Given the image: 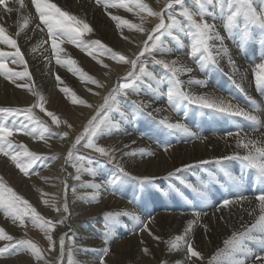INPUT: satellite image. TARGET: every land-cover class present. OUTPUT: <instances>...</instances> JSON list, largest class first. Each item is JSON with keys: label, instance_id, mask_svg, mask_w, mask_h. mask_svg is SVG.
<instances>
[{"label": "bare ground", "instance_id": "bare-ground-1", "mask_svg": "<svg viewBox=\"0 0 264 264\" xmlns=\"http://www.w3.org/2000/svg\"><path fill=\"white\" fill-rule=\"evenodd\" d=\"M159 1L164 0H151V3L155 6H160ZM12 2L15 3V1L9 0V4ZM51 2L55 3L60 8L78 6L79 8L74 10V12L85 20L89 19L90 23H92L93 29L95 28L96 30L95 37L97 39L102 40L103 42L107 40L108 43L115 45L118 48L121 47L122 49H125L124 43L126 42L124 41V36L127 32L123 27L118 29L116 27L117 22L113 21L111 17L119 16L121 19L127 20L128 17L133 16L136 12L133 6L131 10L119 7H110L107 8L108 10H102L96 6L98 5L96 0H51ZM112 2L115 3L118 2V0H112ZM23 5L24 7H21L18 3L15 4V7L12 8L13 11L9 13L10 17L4 16V11L0 10V16L10 18L12 21L11 27L6 28V34L16 40L17 47L20 49L24 61L26 62L25 64H13L11 63V57H7V66L13 71L27 70L30 77L27 76L22 80L12 82L6 80L3 76H0V103L7 106L17 105L15 97H22V88H29V86L33 87L34 85L38 86V84H41L43 89L47 92L56 93L57 99H60L58 101L59 103L64 98V95L61 96L60 87L64 86L65 81L60 83V81L57 80V77L60 78V74L64 78L69 77V72L63 68L62 65L70 64L74 59L86 60L87 58L84 57L85 52L80 50L77 52L72 49L70 44L66 43V40L64 42L58 40L59 57L62 63L57 64L56 55L52 51L51 39L48 37L47 29L44 25L40 24L32 0H24ZM210 12H214L216 18L213 19V16L209 15V21L215 24L216 31H218L224 38L222 45L220 41H218V56L216 57V63L212 66L211 70L216 68L221 70L223 74H228L231 77L232 85L241 92L245 91L247 95L255 99L256 102L264 100V92L257 88L255 80V75L258 71L256 72L250 69V66L245 63V59L233 58L232 54L229 52L225 54L221 51V48L226 49L229 44L227 38L233 35V32H227L224 24L221 25L218 23V20L221 18L219 13H216L213 9H210ZM27 14H29V16H27ZM30 16L39 27L32 24L35 31L28 34V29L32 27L30 26L31 23L28 27H24V18H30ZM20 17H22L23 21ZM0 23L2 24L1 19ZM17 33H19V35H17ZM185 39H188V37L185 36ZM143 40L144 36L142 35L140 36V41L142 42ZM81 42L85 43L86 40H81ZM215 42L216 40L211 41V43ZM3 50H6L7 52L9 51L8 53L15 52V49L6 44L0 45V51ZM261 54L264 55V51H262ZM128 55L130 56V59L136 57L131 56L135 54ZM200 55H202V53H198L196 60L191 61L188 56H185L182 53L174 54V57L176 58L174 60L178 62V65L192 69L191 73H183L180 75V79L185 82L182 86L183 90L196 96L210 95L217 97L257 116L260 123L254 125L257 128L259 127V133H254L249 130V127H252L251 124H253V122L249 124L243 117L235 116L238 118L237 123L239 127L241 129L244 128V131L241 133L240 137L227 136L226 133L230 132V126L232 125L230 123H225L222 120V117L225 114L212 112L208 109L192 108L187 102H185V105L178 111H174L169 106L166 96V91L169 86L167 78L157 86L158 88L155 87V84L152 85V83L146 85V92L141 95L140 101L143 105H148V107L144 108L143 113L141 115L137 114L135 118L132 117V113L137 112L136 108L132 107L124 110L128 115V119L121 121L118 129L113 128L107 133V136H105L106 143L115 145L117 149H119L123 164H125L135 175L153 177V175L159 174L167 176L170 172L179 168L182 170L178 176H175L174 178L172 176L169 177V179H167L169 182L163 185L158 183L151 186V189L153 188L152 190L143 189L144 196L141 199L147 202L146 205L149 209L147 211L148 215H144L143 212L145 204L141 202L138 203L135 198L132 201H126L124 198L122 199L114 186L110 183L107 185V180L110 175L102 174L101 172L99 173L101 174L99 180H101L102 185L98 191V195L102 202L101 207H104L107 211L111 210L114 213L127 211L140 217V221H136L130 216H119L117 219L118 222L114 223V225H116L115 231L112 222L110 221L109 225L111 231L109 232V239L111 241L109 242L108 247L110 245L115 250H119L125 244L135 242L137 243L135 245L137 251L139 250L138 247L148 244L153 251L156 250V252L158 251L160 253V238L175 241L176 237L179 236L183 237V239L177 242L178 247L176 249H172L171 245L168 248L166 245L165 247L167 249L164 248L170 264H197L199 261L197 260L198 258L191 257L187 252L188 239L186 237L191 235L194 238L192 241L193 248L197 246L198 249L201 247L205 249L206 246H209L210 242L213 241L214 249L211 252L210 259V261H212V257L218 251L225 249V241L229 240L234 232L243 231L245 226H250L254 223L255 218L259 215L258 202L255 200L257 194L252 191L253 186L257 184L258 180L255 179L253 171L243 167L239 160H223L222 163H216V161L224 156L233 155L237 152L241 155L246 154L244 149L237 146V140L242 139L245 134L249 139L260 140L261 143H264V118H262L264 114H261L259 111L256 112L253 108L242 107L238 100L226 99L218 90V93L215 92L211 88V83L214 79L212 71L210 73L200 71L197 62ZM260 61L261 63L264 62L262 59H260ZM84 66L87 69H93L98 72L104 80L106 79L107 87H112L115 80H119L121 76L125 75L124 68L121 69V67L118 68L117 66H113L111 67L112 69L109 68V70H107V73H109L108 77L102 73L103 68H98L94 63L85 61ZM129 68L130 65L128 69ZM195 80H200L204 83L203 85L195 82L189 83V81ZM149 85H151V87H149ZM102 93L103 91H101V94ZM93 101L97 106L98 97L94 96ZM27 103V101H24L23 105ZM64 103L65 100L59 104L64 105ZM260 107L264 109V102ZM82 109L87 110L86 116H82V121H85L88 119L89 115L93 113L94 109ZM157 109L159 111H156ZM68 111L70 119L74 121L77 120L76 118L79 116L76 115L77 111ZM148 113H151V115H148ZM214 114H216V116H214ZM232 117L233 116H229L230 119H233ZM164 118H168L170 122L182 121L192 132L196 133L200 139H194L189 136L170 135L169 132L159 124V121ZM73 138L74 136H72L70 141H63L65 145L63 144L61 147H58L59 152L61 153V158H58L59 161L57 160L58 162L56 165L54 164L56 170L49 171V176L47 175L43 177V181H47L48 179H51L52 181L43 182V184L45 183L44 186H46V188L50 182L55 183V181H53L54 179L59 181L61 185L63 183L64 187L65 184L68 183V181L66 182L63 180L64 171L62 172V170L66 169L64 165V156L68 152L69 145L73 141ZM166 143L171 145L168 151L163 150V145ZM108 144L107 146H109ZM138 149H146L147 151L152 152L153 155H145L143 157L138 154L135 156L124 155L126 152H132ZM204 160L210 161V163L201 164L200 162ZM190 165L191 167H188ZM1 166L14 176L18 187L29 188V183L31 181H22V178L19 175L21 173L14 165L7 160H0V167ZM115 173L116 172H114V174ZM245 181L248 182L251 189L248 188ZM33 182H35V180ZM230 182H233L237 186V190L228 186ZM60 187L56 192L58 193V196L63 198L64 187ZM193 189H197L198 191H194ZM199 191L205 193L207 197L206 200L199 195ZM154 193L160 194L162 197L168 199L167 202L170 200L169 204L163 205V208L166 209L165 212H161L159 205L156 204V195ZM137 194L139 195V191ZM151 194H153L152 197H150ZM239 196L247 197V199L242 203L237 202L228 207L217 210L218 201H222L223 199L236 200ZM76 204L71 208L70 213L68 212L63 216L68 214H77L78 216L72 219L70 224H66V227H64L61 232L57 231L53 237V239L55 238L57 247L55 249L56 257H59L60 260H62L61 262H63L64 257H61L59 252V239L61 236L65 237L71 233L76 234L77 241L80 242L79 246L81 247V250H79L78 256L81 261H84V263L87 262V264H100L101 259H103V262L105 263L108 258L102 256V249L106 247V245H103V242L98 244V242L93 241L94 238L91 237L95 233V231L93 232V226L95 225L92 224V222H88L86 224L89 227L85 228L86 226H83L80 223L85 220V218L90 219V214H92L91 212L94 208L91 209L90 212V209L86 210L83 205L77 206ZM194 211L200 213L199 218L193 215ZM249 212H253V214L249 215ZM49 213L52 218H58V215L53 214L51 211H48L47 215ZM189 221H193V223L189 225ZM145 225L146 228L144 227ZM152 232L154 235H150ZM129 235L131 237H129ZM246 244L254 254L264 256V246L251 240L247 241ZM83 249H87V251L83 252ZM225 259L226 257L224 256L218 257V260ZM254 259L255 256L251 257V259L246 261V264H252V260ZM120 261L123 260L121 259ZM149 262L153 261H150L149 259ZM213 262L216 261H212V264ZM214 264H217V262ZM257 264H259L258 261Z\"/></svg>", "mask_w": 264, "mask_h": 264}, {"label": "snow or ice", "instance_id": "snow-or-ice-1", "mask_svg": "<svg viewBox=\"0 0 264 264\" xmlns=\"http://www.w3.org/2000/svg\"><path fill=\"white\" fill-rule=\"evenodd\" d=\"M16 3L23 7L22 0H15ZM259 2L260 9L257 10L256 4ZM97 4H103L107 9L110 7H119L126 10H131L134 5L136 8L141 10H146L149 16H154L158 19V23L155 24L149 32L146 33L147 39L143 42L144 46L134 59H130L125 55L113 52L111 49H107L105 45L101 44L100 41H95L94 43L101 49H105L111 58L120 64H129L131 66L130 70L127 72L126 77L122 82H119L117 86L111 89L106 96L103 97V103L95 110V114L87 121L84 125L83 132L76 136L75 141L72 143V147L68 150L65 162L70 164L76 171L77 175L74 177L77 180L81 179V173L87 172L95 177L98 173L95 168L91 166V161L83 155L76 154L77 145L84 141L83 147L91 149L93 152L98 153L100 156L107 157L108 162L111 163L115 157L110 152V150L105 147L99 146L97 140L100 136L109 132L113 128H119L121 121L127 120L128 115L125 113L122 107V101L118 99L120 96L127 97L130 94H136L139 91V83H144L145 78L149 81H155L157 85H160L163 78H157L153 71L149 70L148 63L142 57L147 54L148 57H152L155 52L171 53L172 49L167 46L165 37H170L172 40L180 42V36H188L190 38V56L194 59L197 58L198 53H208V55H200L198 59V64L201 71L204 70L207 62L213 64L216 63L215 57L211 55L209 50V42L212 40L220 41L223 44V37L216 31L214 23H209L205 17L213 16L216 18L214 12H209V6L213 9L219 10V15L225 19L224 27L227 32L232 33L234 29H239L245 39L249 38L251 35V29L256 28L259 30L260 34L264 36V0H196V10H192L185 6V0H167L161 11H153L148 5L144 4L142 0H118V2L113 3L112 0H96ZM32 4L35 7L36 13L38 14L40 24L44 25L47 29L48 37L51 39L52 51L56 55L57 64H61L62 61L59 57V47L57 44L58 40L68 41L74 45L81 47L82 50L87 51L88 45L83 44L80 41L85 32H91L92 29L87 23L75 15L70 14L67 11L62 10L51 0H32ZM176 6H180L177 9ZM0 7H3L5 12L11 13L13 9L9 7V0H0ZM182 18V19H181ZM111 19L116 21V27L119 29L122 25H126L129 29H135L137 32H143L144 29L140 26L129 24L127 20L121 19L119 16H112ZM29 20L24 19V27L27 26ZM39 27V25L37 26ZM43 30V29H41ZM19 35V33H17ZM125 39H128L125 37ZM0 44H6L11 48L15 49V52L5 53L0 51V76H3L6 80L15 82L16 80H22L29 76L27 70L25 71H13L7 66L6 58L14 57L11 60L13 64H25L24 57L17 47V42L15 39L11 38L6 34V29L0 26ZM225 54L227 50L221 48ZM91 55V53L89 52ZM72 63H75L72 61ZM154 65H161L163 69L170 73V78L167 80L168 88L166 91L167 100L169 106L174 110L178 111L187 102L188 105L195 104L201 109H208L212 112L225 114L228 116H240L244 119L253 122V124H259L260 121L257 116L246 112L244 109L234 106L230 103L225 102L210 95H193L188 91L183 90V84L185 83L180 79V75L183 73H191L192 69L178 65L176 60L168 63L161 59H153ZM107 67V65H104ZM60 78L57 77V80ZM90 79V78H89ZM255 80L258 89H264V64L259 66V72L255 75ZM195 82L197 84L203 85V81L195 80L189 81V83ZM91 83L97 85V87L103 88L104 85L98 84L97 81L91 80ZM151 87V85H149ZM31 92L32 89L29 88ZM61 91H65L61 89ZM38 97L37 103L32 105L27 109H17V108H0V114L3 115V119H0V154L6 156L12 164L16 166L17 169L25 176L30 175V170L39 160H46L47 157H41L34 152L28 151L24 148L23 151H18L13 147L12 141L9 137L13 136L15 132H21L30 136L36 134V128L29 126L23 122L19 126L13 125L8 126L5 122L8 116H20L24 115L27 120L33 121L35 123H41L32 112L33 108H39L41 112H45V107L41 102L43 97L39 93H33ZM99 93H97L98 95ZM87 107L91 105L86 104L85 101H80ZM132 104L137 110L143 111L148 105H143L132 101ZM255 107V105H253ZM156 111H159L158 109ZM112 113H118L120 120H116ZM137 112L132 113V117L135 118ZM46 115L51 117L53 124L59 125L60 121L58 117L52 112H46ZM151 115V113H148ZM159 124L163 126L170 135L179 136H189L194 139H200L196 133L192 132L190 128L182 121L170 122L168 118L161 119ZM71 127V125H68ZM256 131V128L252 129ZM44 131L47 132V126H44ZM242 129H237L236 132H228L227 136H241ZM67 137L69 134L64 132L62 134ZM39 139H46V137L41 134ZM170 144H164L163 150L168 151ZM237 146L244 149L246 154L241 155L240 153H234L233 155H227L218 159L216 163H222L223 160H239L243 167L252 170L253 175L256 180L259 181L261 185H264V143L260 140L249 139L246 134L242 139L237 140ZM127 147V146H125ZM140 155L141 157L147 155H153L152 152L146 149H138L132 152H126L124 155ZM89 160L86 166L84 161ZM201 164H208L210 161L204 160L200 162ZM188 167H191L188 166ZM117 171L123 176H128L129 173L125 171L124 167L117 163ZM180 171V169H177ZM173 174L170 173L169 176ZM119 177L110 178L107 183L115 184ZM135 179V178H134ZM150 178H143L141 183H150ZM99 183H82L81 187L91 188L98 192L101 188ZM66 191L68 190V185L65 184ZM198 191L197 189H193ZM75 191V189H73ZM199 195L207 199L204 192L199 191ZM247 197L239 196L236 200L223 199L217 202V210L221 208L228 207L234 203H242ZM92 200H96V196H92ZM255 200L258 202L259 215L255 218L254 223L250 226H245V229L240 232H234L229 240L225 241V249L218 251L213 257L212 261H216L217 264H246V261L255 256L252 260V264H264V256L254 254L250 248L247 247V241H254L262 246H264V191L255 196ZM55 207V205H53ZM57 212L61 210L63 213L67 214L69 208L67 202L65 201L62 209L56 208ZM0 212L10 218L14 223L19 221V224L23 226L25 224V217L28 216L32 223L38 226L41 231L46 234L51 233L54 230L53 222L45 220L40 214L36 212L34 208L29 204V202L19 196L11 187L7 186L2 179H0ZM253 212H249L252 215ZM130 216L136 221H140V217L129 213L127 211L112 213L108 212L105 214L106 221L118 222L117 218L119 216ZM193 215L199 218V212H193ZM59 223H63L60 221ZM193 221H189L191 225ZM146 228V225L144 226ZM49 246L53 247L54 241L51 235H47ZM183 237H176L175 241H169L172 249L178 247L179 241ZM0 240H6L10 243L5 244L0 247V258L11 255L12 249L23 250L30 252L31 255L39 261L41 257V249L32 242L31 240L19 239L14 240V238L7 234L4 229L0 228ZM105 245L109 244V233H105L104 239ZM60 255L63 257L65 237L61 236L59 239ZM109 247H104L102 249V256H107L109 253ZM87 251V249H85ZM147 251V250H145ZM187 252L191 257L200 258V253L195 251L191 243L187 244ZM224 256L225 260H218V257ZM210 261V264H212ZM100 264H104L103 259H101Z\"/></svg>", "mask_w": 264, "mask_h": 264}, {"label": "rangeland", "instance_id": "rangeland-1", "mask_svg": "<svg viewBox=\"0 0 264 264\" xmlns=\"http://www.w3.org/2000/svg\"><path fill=\"white\" fill-rule=\"evenodd\" d=\"M12 1H15V0H12ZM152 1H155V0H152ZM23 2H24V0H22V3ZM142 2H143V0H142ZM159 2H160V6H155L154 4L151 3V0H149V1L144 0L143 3L148 5V7L151 8L155 12V11H161V9L166 4L167 0L159 1ZM15 4H17V3L12 2L11 4H9V7L13 8V7H15L14 6ZM96 6H98L102 10L106 9L103 5H100V4H98ZM185 6L189 7L192 10H196V0H185ZM23 7H24V5H23ZM133 7L135 8L136 12L133 14V16L128 17L127 21L129 22V24L140 26L141 28L144 29V31L143 32H137L135 29H129L126 25H122L121 27H123V29L127 32L124 37L128 38V39L124 38V41L126 42V43H124L125 49H122L121 47L118 48L115 45L108 43L107 40H105L103 42L102 40L97 39L95 37L96 36L95 31L96 30H95V28L93 29L92 23H90L89 19L85 20L74 12V10H77L79 8L78 6H74L71 8L70 7H62L61 8L62 10L67 11L70 14L75 15L78 18L82 19L92 29L91 32H85V34L82 37H80V41L86 40V42L83 44L89 46L87 51L82 50L81 47L66 41V43L71 45L73 50H76L77 52H79V50L82 52H85L84 57L87 59L86 60L74 59L75 63L62 65V67L65 68L69 72L68 73L69 77H67L68 79L62 77L61 74H60V79H59L60 83H63L65 81L64 86L60 87V89L65 90V91L60 90L61 96L64 95V98L60 102L65 100L64 105H60L59 104L60 102L58 103V101L60 99H57L56 93L47 92L46 90L43 89L41 84H38V86L34 85L33 87L29 86V88L32 89L31 92L29 91V88H27V87L22 88V90H23L22 97L21 98L15 97L17 105L7 106L3 103L2 104L0 103L1 104L0 108L11 107V108H17V109H27V108L32 107V105L37 103L38 97L36 95H34L33 93H39L43 97V100L41 102L43 103L46 111L41 112L39 110V108H33L32 109L33 115L41 123L38 124V123H35L33 121H29L26 119V117L24 115L8 116L5 122L10 127L13 125L19 126L21 122L27 124L29 126V128L35 127L36 128V134L34 136L23 134L21 132H15L13 134V136L9 137V139L12 141L13 147L16 148V150L23 151L24 148H27L28 151L34 152L41 157H47L48 159H46V160L42 159V160L37 161V163L33 166V169L30 170V175H28V176H25L23 173L20 172L22 175L21 174H19V175L22 178V181L23 180L25 182L27 180L29 182L31 181L29 183V188L28 187L27 188L18 187L16 185V181H15L14 176L12 174H10V172L8 173L2 166L0 167V179H2V181L7 186L11 187L19 196H21L23 199L27 200L29 202V204L32 206V208H34L36 210V212L38 214H40L45 220H49V221L53 222V225H54V230L51 233L46 234L44 231H41V229L38 226L34 225L28 216L25 217V224L23 226H21L19 224V221L14 223L10 218L6 217L3 214V212H0V220H1L0 221V228L4 229L7 234L11 235L14 238V240H19V239L31 240L32 242L37 244V246L42 250L41 251V257L42 258L39 261H37L31 255L30 252H26V251L18 250V249H12L11 255L0 258V264H4V263L5 264H55V263L56 264H87V262L84 263V261H81L79 256H78V252H79V250H81V247L79 246L80 242L77 241V235L76 234L69 233L68 235L65 236L63 262H61L62 260H60L59 257H56L55 249L57 247H56L55 238L53 239V241H54L53 247L49 246L47 235H51L53 238L55 236V233H57V231L61 232L63 230V228L66 227V224H70L72 222V219H74L76 216H78L77 214H71V215L68 214L66 216H63L65 213H63L62 210L60 212H57L55 210L56 208L62 209L65 201L67 202V206L69 208V213L71 212V208L76 203H77L76 204L77 206L83 205L86 208V210L90 209L89 210L90 212H91V209L94 208L93 211L91 212L93 215L90 214V216H91L90 219L85 218V220H83L80 223H81V225L86 226L85 228H88L89 226H87L86 223L92 222V224L95 225V226H93V232L95 231V233L91 236L92 238H94L93 241L98 242V244L100 242H103V245H104L105 244V242H104L105 233L106 232L109 233L111 231L110 225H109L110 221L105 220V214L108 212H112V211L111 210L107 211L104 207H101L102 202H101V199L98 195V192L91 189V188L81 187L82 183H99V184H101V180H99L100 175H101V174H99L100 172L102 174H106V175L109 174L110 176H109L108 180L112 177H119L118 181L115 184H111V185L114 186L115 190L118 192V194H120L122 199L124 198L126 201H132L135 198V200H137L138 203L141 202V203L145 204L143 212H144V215H148L147 211L149 209L146 205L147 202L143 201L141 199L144 196L143 189L144 190L145 189L150 190L152 185L154 186L155 184H158V183L163 185V184L169 182L167 179H169V177H171V176H169L170 173L173 174L172 177L174 178L175 176H178V174L181 172L182 169L179 168L180 171L175 170L173 172H170L167 176L155 174V175H153V177H147V178H150V180H151L150 183H141V180H143V178H146V177L135 175L134 173H132L129 170V168L125 164H123L122 156L120 154L121 152L119 151V149H117V147L115 145H110V143L109 144L106 143L105 136H107V133H108L107 132V133H105L106 135L104 134V135L99 137V139L97 140V143L99 146L105 147L106 149L110 150V152L114 155L115 159L111 163L108 162L107 157L100 156L98 153L93 152L91 149L84 148L83 147L84 141H81V144L77 145V147H76V154L77 155H83L86 158H89L91 161V166L97 170L98 174L95 177H93L91 174H89L87 172H82L80 174L81 179L77 180L74 178L77 175L75 169L70 164H67L65 162L64 165H65L66 169L62 170V172L63 171L65 172V173L63 172V176H64L63 180L66 182L68 181V183H67L68 190L67 191L64 187V184L62 183V185H61L60 182L57 181L56 179L53 180V181H55V183H51L52 182L51 179H48L47 181H43V177H45L47 175L49 176V171L56 170L55 165L59 161V159L61 158V153L59 152L58 147H61L64 144L65 140L70 141L72 136H74L73 141L69 145V149L72 147V143L75 141L76 136L79 135L81 132H83L84 125L95 114V110L103 103V97L106 96L107 93L111 89L115 88L119 82H122L124 80V78L127 75V72L131 68V66H130V68L128 69L129 64L117 63L114 59L111 58L110 54H108L105 49L99 48V46H97L94 42L100 41L101 44L105 45L107 49H111L113 52L125 55L128 58H130V56L128 54H135V55H131V56L135 57L136 55L139 54V52L141 51V49L144 46L143 42L147 39L146 33L149 32L153 27H155V24L159 22L156 17L149 16L147 14L146 10L138 9L134 5H133ZM176 7H177V9L180 8V6H176ZM256 7H257V10L259 11V9H260L259 2H257ZM210 9H213V8L211 6H209V12H210ZM0 10L4 11L3 7H0ZM106 10H108V9H106ZM213 11H215L216 13H219L218 9H213ZM4 16L10 17L9 13L5 12V11H4ZM4 16H0V19L2 20V24L0 23V26H3L6 29L8 27H11L12 21L10 20V18H5ZM27 16H29V14H27ZM209 17L210 16H206L205 19L209 23H211L209 21ZM20 19L22 20V17H20ZM28 20H29V22L27 24V27L30 23H31L30 26L32 27V28L28 29V31H29L28 34H31L30 32L33 33L35 31L34 26H37V24L31 18V16H30V18H28ZM218 23L221 25L224 24L225 19L221 17L218 20ZM142 35L144 36V40L141 42L140 36H142ZM28 37H30V36H28ZM186 37H188V36H186ZM164 39L167 43V46L172 49L171 53L161 54L160 52H155L152 57H148L147 54L145 55V57H142V59H145L147 61L148 66H149V70L153 71L157 78H163V80H165L166 78L169 79L170 73H167V71L165 69H163V67L161 65H154L153 59H161V60H164L168 63H171L174 59H176L174 57L175 53H179V54L182 53L183 55L188 56V58L191 59V61L196 60L190 56V38L189 37H188V39H185V36L181 35L179 43L177 41L172 40L170 37H165ZM227 41L229 44L227 45L226 50H227V52L232 54L233 58H241L242 60L245 59L246 62L245 61L244 62L247 63L248 66H250V69H252L256 72L257 71L259 72V66L261 64H264V62L261 63V61H260V59L264 60V55L261 54V52L264 51V36H262L260 34L258 29L252 28L251 29V35L247 39H245L243 37L241 30L234 29L233 35H231L229 38H227ZM62 42H64V41H62ZM0 45H3V44H0ZM218 46H219L218 41H216L215 43H211V41L209 42V50L211 52V55L213 57H215V59L218 56L217 55ZM3 52L8 53L9 51L7 52L6 50H3ZM89 52L91 53V55L89 54ZM126 53H128V54H126ZM202 54L208 55V53H202ZM13 58L11 57V60ZM85 61L94 63L100 69L103 68L102 73H104L106 77H108V75H109V73H107V70H109V68L112 69L111 67H113V66H117L118 68L121 67V69L124 68L125 75L121 76L119 78V80H115L114 84H112L113 85L112 87H110V86L107 87L106 86V79L104 80L99 75V73L94 71L93 69H87L84 66ZM104 65H107V67H105ZM213 65L214 64L211 63L210 61L207 62L203 72L204 73H206V72L210 73L212 71V73L214 75V79L212 80L211 88L215 92H217V90H218L220 93L223 94V96L226 99L229 98L230 100H238L241 103L242 107L244 106L246 108H253L256 112L259 111V112H261V114H264V109H262L260 107V105L263 104L264 100L256 102V100L249 97L245 91L241 92L239 89H236L232 85L231 77L228 74L225 75L221 72V70L216 69V68L211 70ZM200 71H201V69H200ZM29 77H28V79H29ZM91 80L97 81L98 84L104 85V87L103 88L97 87V85L91 83ZM31 81H32V79H31ZM151 83H152V85L155 84V87L158 88L157 87L158 85L156 84L155 81H149V80H147V78H145L144 83L138 82V84H139L138 93L130 94L127 97H125V96L118 97V99L123 102L122 103L123 109L126 110V109H130L132 107L135 108V106L132 104V101H136V102L138 101L139 103H141V101H140L141 95H143L146 92V89H147L146 85L151 84ZM260 90L262 92H264V89H260ZM101 91H103L102 94H101ZM97 93H99V94L97 95ZM61 96H60V98H61ZM94 96L98 97V105L97 106H96L95 102L93 101ZM263 99H264V95H263ZM81 100L85 101L86 104L91 105V107H87L84 104H81L80 103ZM24 101H27L28 103L23 105ZM253 105H255V107ZM191 107L192 108H199L195 104H192ZM82 108H85V109H92L93 108L94 109L93 113H91V115H89L88 119L85 118L86 119L85 121H82V116L83 117L86 116L87 110H83ZM68 110H71V111L76 110L77 111L76 115H79L76 118L77 120L74 121V120L70 119ZM46 112H52L53 114H55L60 121L59 125L53 124L51 121V117L47 116ZM137 113L139 115H141L143 113V111L137 110ZM111 115L114 116V118L116 120H120L118 113H112ZM214 116H216V114H214ZM232 118L233 119H230L229 116L224 115L222 117V120L225 123H230L232 125V126H230V131L236 132L237 129H241V128L239 127V125L237 123L238 118L237 117H232ZM262 118H264V116ZM0 119H3L2 114H0ZM247 123L251 124V121L247 120ZM45 125L47 126V129H48L47 132L44 131ZM68 125H71V127H68ZM251 125H252V127H249V130L253 131L252 129L256 128V131H253V132L259 133V127L257 128L254 124H251ZM243 131H244V128L242 129L241 133H243ZM64 132H67L69 135L67 137H64L62 135ZM41 134H43L46 137V139H39L38 137ZM107 144L109 146H107ZM55 146H57V147H55ZM57 149H58V151H57ZM52 151H54V152H52ZM67 153L64 156V160L67 156ZM0 160H7L8 162L11 163V161L6 156H4L2 154H0ZM84 163L87 166L89 163V160H85ZM117 163H119L123 167L125 165L124 169H125V171H127L129 173L128 176H123L122 174L118 173ZM12 165H14V164H12ZM113 171L116 173L114 174ZM5 172H7V173H5ZM112 174H114V175H112ZM34 180H35V182H33ZM49 181H51L49 183L50 186L47 184L48 186L46 188V186H44L45 183L43 184V182H49ZM108 184L109 183H107V185ZM60 186L64 187V193L62 195L63 198L61 196H58V193L56 192V191H58V188ZM228 186H230L234 190H237V186L233 182H230ZM62 187H60V188H62ZM73 189H75V191H73ZM228 189H229V187H228ZM138 191H139V195L137 194ZM154 194L156 195V198H155L156 204L159 205L161 212H165L166 209L163 208V205L169 204L170 200H169V202H167L168 199L162 197L160 194H157V193H154ZM93 195L96 196L95 201L92 200ZM152 195L153 194H151L150 197H152ZM53 205H55V207H53ZM94 210H95V212H94ZM48 211H51L53 214L58 215V218H52V216H50V213L47 215ZM112 213H114V212H112ZM87 218H88V216H87ZM60 221H63V223H59ZM111 222H112V225H113L114 231H115V228H116V225H114L115 222L114 221H111ZM100 226H101V228H100ZM98 227H99V229H98ZM150 235H154V233L152 232ZM129 237H131V236L129 235ZM109 238H110V235H109ZM186 238L188 239L187 242L192 244V241L194 239L193 236L188 235V237H186ZM160 239H161L160 240V245H161L160 246V249H161L160 253L158 251L156 252V250L153 251V249L148 244H145L144 246L138 247V249H139L138 251L136 250L137 248L135 245L137 243H135V242L125 244L124 246L121 247L122 250L121 249L115 250L114 248H112V246L109 245L110 250H109L108 255L106 256L108 258V260L106 259V262L104 264H149V263L150 264L151 263L152 264H170V261L167 258L168 255L166 254V250H165L170 246L169 240L166 238H163V239L160 238ZM155 240H158V239H155ZM109 241H111V240L109 239ZM8 243H10V242L6 241V240H0V247H3L5 244H8ZM166 245H167V248L165 247ZM106 246L108 247V245H106ZM195 249L200 253V258L197 259V260H199L197 262V264H204V263L210 264L209 262L211 259V252L214 249L213 241L210 242L209 246H206L205 249L203 247L198 249L197 246H195L194 250ZM143 250H147V251H143ZM82 251L85 252L84 249ZM59 252H60V248H59ZM147 252H148V254H147ZM162 252H163V256H162ZM143 253H145V254H143ZM151 258H152V260H151ZM121 259L123 261H120ZM149 259H150V261H153L154 263L149 262ZM214 263H216V262H213V264Z\"/></svg>", "mask_w": 264, "mask_h": 264}]
</instances>
